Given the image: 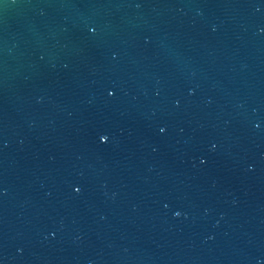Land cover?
Returning a JSON list of instances; mask_svg holds the SVG:
<instances>
[{
	"label": "water",
	"instance_id": "95a60500",
	"mask_svg": "<svg viewBox=\"0 0 264 264\" xmlns=\"http://www.w3.org/2000/svg\"><path fill=\"white\" fill-rule=\"evenodd\" d=\"M0 264H264V0H0Z\"/></svg>",
	"mask_w": 264,
	"mask_h": 264
}]
</instances>
